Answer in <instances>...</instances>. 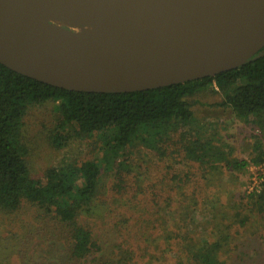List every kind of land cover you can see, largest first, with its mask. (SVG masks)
Masks as SVG:
<instances>
[{
	"label": "trees",
	"instance_id": "obj_1",
	"mask_svg": "<svg viewBox=\"0 0 264 264\" xmlns=\"http://www.w3.org/2000/svg\"><path fill=\"white\" fill-rule=\"evenodd\" d=\"M262 52L214 76L126 93L66 90L0 64V264H228L241 229L258 218L264 230V180L258 192L231 207L221 204L216 192L210 199L201 192L199 200L197 188L186 190L189 171L163 173L146 187L140 166L126 151L140 143L161 161L170 155L197 166L208 180L222 168L261 164L264 54L257 55ZM207 90L222 97L215 106L229 108L260 132L249 161L228 157L215 136L203 137L209 131L197 125L191 99ZM47 103L52 147L59 151L75 139L95 137L94 153L35 177L25 119ZM103 171L116 183L101 198ZM164 182L165 188L156 189ZM141 196H147V206ZM196 213L207 214L212 223L203 238L193 225ZM248 231L243 235H256Z\"/></svg>",
	"mask_w": 264,
	"mask_h": 264
},
{
	"label": "water",
	"instance_id": "obj_2",
	"mask_svg": "<svg viewBox=\"0 0 264 264\" xmlns=\"http://www.w3.org/2000/svg\"><path fill=\"white\" fill-rule=\"evenodd\" d=\"M263 48L264 0H0V64L66 90L165 87Z\"/></svg>",
	"mask_w": 264,
	"mask_h": 264
},
{
	"label": "rangeland",
	"instance_id": "obj_3",
	"mask_svg": "<svg viewBox=\"0 0 264 264\" xmlns=\"http://www.w3.org/2000/svg\"><path fill=\"white\" fill-rule=\"evenodd\" d=\"M220 94L206 93L196 94L191 100L194 102L192 110L197 120V125H203L209 133H204L205 138L215 136V144L224 147L228 157L237 160L249 161L251 151L254 144L261 138L260 132L253 124L242 122L234 117L229 108L223 109L214 104L221 100ZM51 104L47 103L40 107H34L30 110L25 119L26 138L29 145V161L31 172L35 177L42 175L44 170L50 166H56L73 159L83 160L91 157L94 153L93 139H75L69 145L61 150H55L48 138L51 126ZM189 130V129H188ZM191 131V130H190ZM71 133V132H70ZM169 148L172 142H168ZM126 158L129 161L136 162L142 171V178L145 186H150L156 182L157 178L162 174L172 176L176 172H190L191 182L187 184L186 190L197 188V198L200 200L201 192L206 199H210L213 192H216L217 198L221 204L238 205L241 196L248 194L247 187L254 174L258 173L257 165L249 164L245 169L233 170L222 168L220 173L209 175L208 179H202L197 166L189 163H178L177 160L170 155L164 156L162 161L158 159L156 154L152 153L140 143L135 144L126 151ZM207 177V176H206ZM116 179L111 175L110 171H103L101 175V198L104 194H110V190L115 185ZM208 181V182H206ZM164 183L159 184L156 189L165 188ZM213 190V191H212ZM142 204H149L147 196L140 197ZM229 208V213L234 212ZM209 216L207 214L196 213L194 215V224H198L196 234L203 238L209 232L212 225L207 222ZM254 219L239 231L236 243L239 244L236 252L237 256L230 253L231 259L228 264H264V230L262 224ZM193 225H188V230L193 231ZM246 229V228H245ZM255 230L256 235L252 238L245 232ZM235 230V229H232ZM250 241V242H247ZM240 255V257H238ZM229 256V255H228ZM26 264H30L26 261Z\"/></svg>",
	"mask_w": 264,
	"mask_h": 264
},
{
	"label": "built area",
	"instance_id": "obj_4",
	"mask_svg": "<svg viewBox=\"0 0 264 264\" xmlns=\"http://www.w3.org/2000/svg\"><path fill=\"white\" fill-rule=\"evenodd\" d=\"M257 166L258 173L254 174L249 183L250 185L247 187L248 194L258 192L264 180V161Z\"/></svg>",
	"mask_w": 264,
	"mask_h": 264
}]
</instances>
